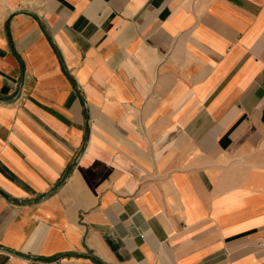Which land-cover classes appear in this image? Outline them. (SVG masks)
Instances as JSON below:
<instances>
[{
	"label": "crops",
	"instance_id": "obj_1",
	"mask_svg": "<svg viewBox=\"0 0 264 264\" xmlns=\"http://www.w3.org/2000/svg\"><path fill=\"white\" fill-rule=\"evenodd\" d=\"M264 0H0V264H264Z\"/></svg>",
	"mask_w": 264,
	"mask_h": 264
},
{
	"label": "built area",
	"instance_id": "obj_2",
	"mask_svg": "<svg viewBox=\"0 0 264 264\" xmlns=\"http://www.w3.org/2000/svg\"><path fill=\"white\" fill-rule=\"evenodd\" d=\"M256 247L258 249H264V239L263 238H258L256 240Z\"/></svg>",
	"mask_w": 264,
	"mask_h": 264
}]
</instances>
